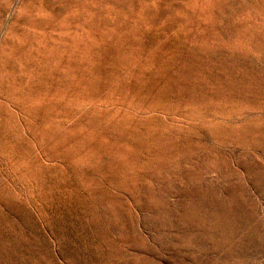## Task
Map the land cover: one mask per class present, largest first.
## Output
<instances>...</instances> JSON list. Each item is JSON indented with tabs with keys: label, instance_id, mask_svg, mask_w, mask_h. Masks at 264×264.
<instances>
[{
	"label": "rangeland",
	"instance_id": "obj_1",
	"mask_svg": "<svg viewBox=\"0 0 264 264\" xmlns=\"http://www.w3.org/2000/svg\"><path fill=\"white\" fill-rule=\"evenodd\" d=\"M0 264H264V0H0Z\"/></svg>",
	"mask_w": 264,
	"mask_h": 264
}]
</instances>
